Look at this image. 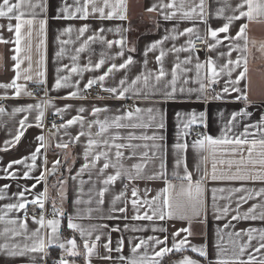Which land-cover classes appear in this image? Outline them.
Here are the masks:
<instances>
[{
  "label": "crops",
  "instance_id": "0c3cea01",
  "mask_svg": "<svg viewBox=\"0 0 264 264\" xmlns=\"http://www.w3.org/2000/svg\"><path fill=\"white\" fill-rule=\"evenodd\" d=\"M31 3L38 4L41 7H37L35 12V22L32 26V34L29 38L28 26L24 25L22 28V34L24 35V40L22 41V47L27 49L28 44H31V51H25L21 53V65H20V79L17 83L24 86L25 91L31 92V87L39 85L43 89L42 96H28L23 91L20 96H15L14 89H4L0 88V101L4 100L3 104H0L5 109L4 113H0V149L5 148L4 141L10 140L19 128V121L25 116L27 119V126L24 129V135L22 136L19 143L7 151L0 150V189L7 184L9 187L3 190V198H0V213L4 211L3 205L8 203L17 202V193L23 190L25 187L31 188V185L35 183V179L31 177H37L45 169L52 168V162L54 160H59L60 164L57 167L55 173H46L45 181L37 184L35 189L30 192H26L25 196L31 200L38 193L44 192L47 188V197L45 203L48 206L51 216L53 218L52 209L53 202L57 208L63 209V215L66 219L72 215L75 217L77 208H79L81 216L83 219H76L74 222L80 223L84 226L91 224H108L110 227L119 226L121 232L112 233L113 247H115V241L123 235L125 237V247L123 250V255L129 256L130 250L127 244V239L129 237H147L149 235H156L163 238L165 235L168 236V246L172 244V233L179 229H188V232H181L177 239H182L187 237L190 245L203 246L206 245L207 258L200 257L197 253H193L190 249H186L178 255L172 256L164 260L165 255L161 259V264H174L175 261L180 260L184 255H187L195 260L200 261V264H216L217 262V252L219 245L220 249H226L224 258L231 254L233 244L231 241L238 239L239 242H244L247 240L246 235H242L239 238L235 236L230 237L228 233L237 232L242 229H247L249 227L264 228V221H245V220H235L233 221L231 217L236 215V203L237 199L241 195L246 193L240 192H230L231 189L243 187L245 189H255L259 190L264 188V181H229V180H218L211 181L208 179L204 180L205 193H204V205L200 206L197 211H188L186 213L185 219H165L164 221H155L156 225L167 229L166 232H155L153 233L151 229L152 222L149 221H133L130 217L134 214L131 200V189L132 187H137L140 191L138 193L140 199L145 198L144 190L150 189L147 192V198L151 199L156 193L164 187V182L162 180H138L133 183H129L126 179H118L114 184L109 186L108 192L105 194V203L100 206L96 203L98 196L96 192L103 185L100 183L107 175L114 174L115 169L109 168L105 171L103 175L98 174L99 166H102L103 160L98 162V167L91 170V179H89V173L85 172L83 175L78 176L76 179L72 177L77 176L81 165L85 163L83 153L87 144L88 136L80 137L77 142H69L71 139L75 138L76 135L84 131L87 133V123L89 121L100 119L103 120L105 117H113L115 115H121L124 111L132 109L134 107H139L143 111L139 114V119H134L131 123H143L149 125L148 127H137V128H122L119 130L111 129L108 134L110 137L113 133L119 132L121 137L125 139L118 140V143H132L134 145H140L136 149H122L125 155L124 164L126 167H130L131 164L142 162L141 153L148 152V162L145 168V174L150 175L153 172L160 171L159 165L163 160L166 164V170L169 179H172L173 171H178L180 175L184 174V168L181 166L179 169L175 168V153L173 151L172 145L177 142L178 125L180 129L183 127V123L187 122L191 114H196L199 118L200 113H204L203 123H197L190 126L187 130L188 135L182 136L180 138L181 142L188 145L186 151L184 152L185 162L187 165V170L192 174V180L195 182L200 179L201 176L207 172L211 174L212 165L215 162L217 168V174H232L236 171V165H228V160L239 159V155L233 156L230 152H224L219 148L216 151L208 148L207 146L203 150H198L193 147V141L198 139L195 136L196 132L207 133L214 138L221 135V129L224 127L226 121L230 118L232 112H238L241 108H246L248 112L252 115L250 117H244L240 120V125L235 128L234 131L239 132L243 130V124L254 123L259 121L261 115H264V17H257L252 21H247L242 18L240 21H234L230 28V34L235 35V32L239 29L241 23H247V36H248V73L247 78L242 80L239 84L241 90L245 89V85H249L248 88V101L236 100L235 97L237 93L229 92L228 94H222L221 99H214L213 97L216 93L221 92L222 88L225 86V81L229 79H234L238 74V71L233 72L232 76L229 77L227 73L220 76L219 80L213 86H217L216 92H211L207 89L204 93L199 92H188L187 89H197L199 84L196 82V69L195 64L197 62L205 63L208 57H212L217 66L224 64L229 58L227 55L221 56L220 53L228 52V41H224L222 45L217 46L216 49L209 51L207 49L203 51L193 50L192 53L189 52H173L171 49L175 46L180 48L186 46V41L190 38L188 35L179 36L178 32H182L184 28L195 27L198 30V34L204 37L208 42H213L210 37H207V27L211 26L213 28L220 27L226 20L223 17H217L216 11L220 7H224V0H205V12H206V23L201 22L198 19L194 21H182L177 17L171 21L163 20L160 15V9L154 12H147L146 9L152 5L159 3H167L168 0H125L126 4V19L120 20L118 18L114 19H104L98 18L99 14H90L87 19L81 18H65V14L62 9L65 6L69 7V11L73 12L76 8V0H30ZM98 4L102 3V0H97ZM114 2V0H113ZM200 0H185V10L189 7L199 4ZM240 0H228L230 7L226 8L225 16L232 15L231 8H235ZM82 5L83 0H80ZM179 3V0H177ZM25 12L24 19L32 18V12L26 7L22 8ZM199 11V9L197 10ZM89 12L91 13V7H89ZM107 12V9H106ZM79 16V14H77ZM46 20L44 31H40V20ZM11 23L13 26L16 20L13 18L9 21L6 18H0V25H4L0 28V36L8 41H14L15 33L10 32L7 29V25ZM88 25V30L83 37L78 39L79 33L78 29L83 25ZM119 27L121 32L117 33L115 29ZM66 28H71V32H65ZM103 28L105 31L99 33V30ZM112 29V31H108ZM94 33H99L104 36L106 40H116L124 38L126 41L124 49V57H119L116 55L120 51L119 46L114 45L111 49L107 47L106 44H102L99 41L91 42L85 51L78 54V59L76 61L72 60V56L77 55L75 49L78 48L88 36ZM171 37L176 35V39L164 40L165 36ZM221 38L223 34H220ZM193 41L195 39V34L192 36ZM156 40H163V43L158 46L155 50L149 51L145 55V49ZM62 41H69L67 44H63ZM243 41H241V44ZM14 43H0V84L10 83L12 79L16 76V70L13 65L16 63L12 60V56L16 55L14 52ZM64 49L62 55L57 56V53ZM135 49V51H129V49ZM165 52L162 64L168 73L167 80L171 79V69L172 67L185 60V58L191 55V63L184 65L181 64L182 68L189 69L188 72H178L177 81V92L174 98L165 99L162 94L149 95L148 98L144 96H134L131 93L123 99H94L87 98L84 96V84L91 78L102 75L104 71H107L108 66L111 63H116L119 65L127 58L128 55L133 57V64L127 69H122L110 74L104 81V87H115L118 85L120 79L127 78L130 81L135 78V76L149 71L155 72L158 70L160 65L156 62L155 57L160 54V51ZM240 53L233 51L231 54V59L235 60ZM30 55L31 61L25 57ZM101 59L105 60L104 65L100 69L85 70L83 73H69L64 69L65 65L69 68L75 63L78 67L84 68L86 65L94 66L95 63L99 62ZM147 61V63H145ZM31 64V71L25 72V69L29 68ZM57 69H61L57 72ZM43 72V76H39L38 73ZM201 73H206V68L201 69ZM31 75L32 80L25 81L23 79L24 75ZM50 78L46 79V76ZM70 76L69 86L55 88L54 84L58 77ZM187 80V83L184 81ZM43 81V83H40ZM76 81H79V85H76ZM167 82V81H165ZM97 86L101 87L99 84ZM138 87H143L142 83L138 84ZM161 85V89H162ZM180 87L185 88V92L181 93L179 91ZM79 89L80 96L74 98L68 97V93L72 91H77ZM148 91L147 89H143ZM170 90V89H169ZM6 97V98H5ZM84 97V98H80ZM198 97H200L198 99ZM44 100H50L52 102L51 106H44L43 112L44 116L42 118V127L36 126L35 117L38 111L33 108L30 112H22L12 114V111L16 107L26 106L28 104L35 105L38 102H43ZM132 102L133 106L126 108L124 106L125 102ZM65 105H70L61 114H56V109H63ZM84 108L83 113H79L78 109ZM93 107L107 108V112H101L98 115H92L91 109ZM153 109L152 113H149L147 109ZM159 110V114L157 112ZM177 113L181 114V118L178 120ZM59 115L63 123L68 119H71L76 115H83L85 118L84 127L81 128L79 123L70 126L67 129H53L52 126H45L44 119L52 115ZM160 114L164 117V127L157 128L156 124L160 122ZM150 116H154L155 119H150ZM125 123H129L125 121ZM98 131V127H93L92 132ZM129 134L133 136H152L157 135L163 137L162 140H141L134 139L128 141L126 138ZM43 135L45 137V148L41 149V152L37 158V167L32 169L30 173V178L24 179L23 172L27 170L24 165H14L10 171L16 173V178H7L4 168L7 167L10 161L15 159H21L25 156H30L31 152L35 150L39 141L36 137ZM57 142L68 143L67 149H60L56 147ZM147 144L149 147L144 148L143 145ZM153 144L160 145L159 149L152 148ZM99 151L100 149H95ZM132 151H135L136 156L133 159H127ZM156 152V156H152V152ZM115 149H112V156L114 158ZM245 155L247 153L245 152ZM223 160L225 163L221 164L220 161ZM45 161H47L45 163ZM28 164L31 160L27 161ZM83 180L85 183L80 184ZM64 181L62 185L60 182ZM172 182L179 184L180 181L172 179ZM127 184L126 195L129 200L127 205L128 211L127 216L129 219H119V220H107L99 219L102 215L108 214V209L111 206L112 197L118 194L120 191L125 190L124 185ZM224 189L223 192L218 191L216 193V207L223 209L226 205L229 206L230 211L227 215L222 212L215 211L213 207V199L211 189ZM89 189H92L91 199L92 203H81L80 205H75L74 201L79 198L81 201H87L89 199ZM61 193H63L64 199H61ZM254 195V193H253ZM253 203H264V197H255L249 200L247 203L242 204L240 208L241 214L246 211ZM38 205L29 204L27 209ZM119 206H124L122 203ZM91 207L92 209L100 208V211H93L91 214L92 218H87V209ZM144 209H141V213ZM259 211V210H258ZM23 211L20 212H10L8 213V218H22ZM117 215H120L117 213ZM216 215H221V219L217 220ZM60 234L62 240L75 236L77 243L81 247L82 252V242L78 233H74L72 230L68 229L67 233L62 232V217ZM128 224L131 228L132 226L142 227L149 226V230L145 232H132L123 231L124 225ZM229 224L230 227L225 228L224 226ZM4 227L3 223H0V230ZM38 225H36L31 217L27 218V232L30 234L34 231ZM218 229L220 230L218 232ZM23 231V230H21ZM49 229H43L42 234H46ZM190 233V235H189ZM5 237H0V243H5ZM9 243H24V238L15 237L12 238ZM30 243V242H29ZM103 240L101 241V245ZM257 243L256 240L253 241V246ZM158 250V249H157ZM251 249H249L250 251ZM99 254L105 255L104 249L102 247L98 248ZM175 252V251H174ZM46 255L44 253H26L24 256H8L3 252H0V264H48L46 260H58L61 255V249L58 246H50L46 249ZM118 254L116 252L112 253L113 257ZM43 257V259H42ZM67 259L71 261L75 259L76 264H84L83 255L76 258L67 256ZM243 259H247L245 255ZM91 264H118L117 261L112 260H102L98 256H93L91 258Z\"/></svg>",
  "mask_w": 264,
  "mask_h": 264
},
{
  "label": "snow or ice",
  "instance_id": "6c2138e0",
  "mask_svg": "<svg viewBox=\"0 0 264 264\" xmlns=\"http://www.w3.org/2000/svg\"><path fill=\"white\" fill-rule=\"evenodd\" d=\"M225 6L220 7L216 11L217 17H223L226 22L222 26L213 28L211 26L207 27V37H210L213 42H208L204 37L198 34V30L195 27L184 28L182 32H178L177 35L184 36L188 35L190 38L186 41V46L176 48L175 46L171 49L173 52H189L192 53L195 49V44L193 42L192 36L195 34V39L201 40L207 45L209 51L214 50L217 46L223 44L224 41H228V52L220 53L221 56L227 55L229 58L227 61L220 65L219 67L216 64V61L212 57H208L205 63L197 62L195 64L196 69V82L199 84L197 89H187L188 92H199L204 93L207 89L213 87L217 83L220 76L224 73H227L229 77L232 76L233 72L238 71V74L234 79H229L225 81V86L222 88L221 92L216 93L213 97L214 99H221L222 94H228L230 91L237 93L235 99L248 101V88L249 85H245V89L241 90L239 84L242 80L247 78L248 73V59L247 53L248 49V36H247V23H241L239 29L235 32V35L230 34V28L233 25L234 21H240L242 18H245L247 21H252L257 17H264V0H240L236 4L235 8H231L232 15L225 16L226 8L230 7L228 0H224ZM27 8L32 12V18L24 19L25 12L22 8ZM37 7H41L38 4L31 3L30 0H0V18H6L11 21L13 18L16 20L15 25L11 23L7 25L8 31H14L15 37L14 41H8L3 39L0 36V43H14L15 48L14 52L16 55L12 56V60L16 63L13 65L16 70V76L12 79L10 83L0 84V88L4 89H14V95L20 96L22 91L28 95L32 96V92L25 91L23 85L17 83L20 79V65H21V53L31 51V44L29 43L27 49L22 47V41L24 40V35L22 34V28L24 25L28 26V37H31L32 26L35 22V12L34 10ZM89 7H91V13L89 12ZM159 7L160 15L163 20L171 21L179 17L180 20L184 21H194L198 19L201 22L206 21V12H205V0H200L199 4L189 7L185 10V0H168L167 3H159V5H152L147 8V12H154ZM107 9V12H106ZM199 9V11H197ZM62 11L65 14V18H81L87 19L90 14L98 13V18L101 20L104 19H114L118 18L120 20L126 19L125 11L126 4L125 0H102V3L98 4L97 0H83L81 5L80 0H76L75 11L70 12L69 7L65 6ZM79 14V16H77ZM46 20H40V31H44ZM4 25H0V28H3ZM88 30V25L85 24L78 29V39L83 37ZM65 32H71V28H66ZM105 30L101 28L99 33H103ZM112 31V29H108ZM117 33L121 32V29L117 27L115 29ZM99 33H94L87 37L83 43L75 49L77 55L72 56V60L76 61L78 59V54L85 51L91 42L99 41L102 44H106L109 49L114 45L119 46L120 51L116 53L119 57H124V49L126 41L122 37L116 40H106L103 35ZM223 34L222 38L221 35ZM176 39V35L171 37L165 36L163 39ZM241 41L243 43L241 44ZM63 44L69 43V41H62ZM163 43V40H156L150 44L145 49V55L149 51L155 50L158 46ZM264 48V45H262ZM129 51H135V49H129ZM233 51L240 53L235 60L231 59V54ZM64 49L61 48V51L57 53V56L62 55ZM165 56L163 50L160 51V54L155 57L156 62L160 65L157 71L154 73L149 71L147 74L141 73L135 76L129 83L127 78L120 79L118 85L115 87H104V81L106 78L119 70L127 69L130 65L133 64V57L128 55L122 63L117 65L116 63H111L107 71H104L102 75L91 78L84 84V89L87 90L93 87L96 84L101 86L103 91H107L113 99H123L126 98L129 93L134 96H144L148 98L149 95L162 94L165 99H172L177 92V81H178V72H188L189 69L182 68L181 64L187 65L191 63V55L185 60L176 63L171 69V79L167 80L168 73L163 67L162 60ZM31 61V56L28 55L25 57ZM105 60L101 59L99 62L95 63L94 66L86 65L84 68L78 67L75 63L69 68L68 65L64 66V69L71 73H83L85 70L100 69L104 65ZM147 63V61H145ZM206 68V73L202 74L201 69ZM31 71V64L29 68L25 69V72ZM61 69H57V72H60ZM39 76H43L44 73H38ZM23 79L25 81L32 80L31 75H24ZM70 76H62L56 79L54 84L55 88L67 87L69 86ZM167 81V82H165ZM188 81L185 80L184 83ZM43 83V81H40ZM142 83V88L138 87V84ZM76 85H79V81H76ZM161 85L163 86L161 89ZM147 89L148 91H144ZM170 89V90H169ZM179 91L181 93L185 92V88L180 87ZM80 91H72L68 93V97L65 98H74L79 97ZM6 98V97H5ZM84 98V97H80ZM200 97H198L199 99ZM52 102L50 100H44L43 102H38L35 105L28 104L26 106L16 107L13 109L12 114L22 112H30L33 108L38 111V114L35 117L36 126L42 127V118L44 116L43 107L51 106ZM70 105H65L63 109L57 108L56 114H61ZM108 109L93 107L91 109L92 115L96 116L101 112H107ZM143 110L139 107H134L127 111H124L121 115H115L111 118L105 117V119H95L87 123L88 131L79 132L75 138L71 139L69 142H77L80 137L87 135V144L84 149L83 157L85 163H83L77 172V176L72 177L76 179L78 176L83 175L85 172L89 173V179H91V170L98 167V162L103 160L102 166H99L98 174L103 175L105 171L109 168L115 169L114 174L107 175L100 183L103 185L98 189L96 195L98 200L96 203L102 206L105 203V194L109 190V186L114 184L118 179H126L129 183H133L138 180H162L164 182V187L160 189L155 196L151 199L147 198V192L150 189H145V198L140 199L138 193L139 189L137 187H132L131 189V206L133 210V215L130 217L133 221H149L151 224V231L155 232H166L167 229L159 227L156 225L155 221H164L167 219L177 218L185 219L186 213L190 210L197 211L200 206L204 205L205 201L203 199L205 193L204 180L208 179L211 181L218 180H229V181H264V115H261L259 121L254 123H245L243 124V130L236 132L235 128H238L240 125V120L244 117H250L252 114L246 110V108H241L238 112H232L230 118L226 121L224 127L221 129V135L214 138L211 135L205 133H198V139L193 141V147L198 150H203L207 146L208 148L216 151L218 148L224 152H230L233 156L239 155V159L228 160L227 163L229 166L235 164L236 171L232 174H217L216 163L212 165L211 174L207 172L200 179L193 182L192 174L187 170V165L185 162L184 152L186 151L188 145L184 142H181L180 138L182 136H187L188 129L191 125L203 123L204 113L199 114V118L196 114H191L187 122L183 123L182 129L178 125L177 133V142L172 145L173 151L175 153V168L179 169L181 166L184 168V174L180 175L178 171H173L172 179L180 181L179 184L172 182V179H169L166 164L162 160L159 168L160 171L153 172L150 175L145 174L146 164L148 162V152L141 153L142 162L133 163L130 167H126L124 164L125 155L122 149H136L140 145H134L132 143H118L116 141L125 139L119 135V132L113 133L110 137L106 134L109 133L111 129H122V128H137V127H148L149 125L143 123H131L134 119H139V114ZM149 113L153 112V109H147ZM5 109L0 106V113H4ZM79 113L84 112V108L81 107L78 109ZM159 114V110H157ZM178 120L181 118V114L177 113ZM28 117L25 116L19 121V128L16 130L15 135L10 140H5V148L0 149L2 151H7L8 148L16 146L24 135V129L27 126ZM150 119H155L154 116H150ZM128 121L129 123H125ZM164 117L163 114H160V122L156 124L157 128L164 127ZM79 123L81 128L84 127L85 118L83 115L73 116L71 119H68L66 122L57 126L55 123L52 124L53 129H67L70 126ZM93 127H98V131L95 133L92 132ZM128 141L134 139L141 140H162L163 137L152 135V136H140L136 137L132 134H129L126 138ZM36 140L39 141L37 147L30 156H25L21 159H15L9 162L7 167L4 168L7 178H16V173L10 171L14 165H24L27 170L23 172V178H30V173L32 169L37 167V158L41 152V149L45 148V137L39 135L36 137ZM69 146L68 143L57 142L56 147L60 149H67ZM144 148H148L147 144L143 145ZM161 146L153 144L152 148L159 149ZM99 148V151L95 149ZM112 149H115L114 158L112 156ZM245 152L247 155H245ZM136 153L132 151L127 159L135 158ZM152 156H156V152H152ZM31 160V163L28 164L27 161ZM47 161H45L46 163ZM221 164L225 163L223 160L220 161ZM60 161L54 160L52 162L51 169H45L37 177H31L35 179V183L31 185V188L25 187L23 190L19 191L17 195L16 203H8L3 205L4 211L0 213V223L4 224L2 230H0V237H5L6 242L0 243V252L12 257L24 256L26 253H46V249L50 246H58L61 249V255L58 260L54 261V264H76L75 259L69 261L67 256L76 258L80 255H83L84 264H91V258L95 255L102 260H115L118 264H161V259L167 254L175 252H183L190 247L193 253H197L200 257L207 258L206 245L196 246L190 245L187 237L182 239H177L180 236L181 232H188V229H179L176 232L172 233V244L168 246V236L165 235L163 238H160L156 235H149L147 237H129L127 239V244L130 250V255H123V250L125 247V237L121 235L115 241V247H113L112 233L121 232V228L117 225L115 227H110L108 224H91L84 226L80 223L74 222L76 219H83L81 216L79 208L75 217L69 215L67 217V227L72 230L74 233H78L80 241L82 242V252L81 247L77 243L75 236L66 241L62 240L60 234L61 219L59 217L63 216V209L57 208L55 202H53L52 214L53 218H47L44 215V201L47 197V188L44 192L38 193L33 199L29 200L26 196V192H30L32 189H35L37 184H40L46 179V173L52 174L57 170ZM62 185L64 181L60 182ZM85 181L81 180L80 184L83 185ZM9 186L5 184L3 189H0V198H3V190L7 189ZM128 185H124V189L118 194L114 195L111 200V206L108 209V214L102 215L99 219L107 220H119V219H129L126 215L128 211L129 200L126 195V189ZM220 191L223 192L224 189L212 188V199L213 207L215 211L222 212L224 215H227L230 211L229 206H225L223 209L216 207V193ZM230 192L240 193L244 192L245 195H241L237 199L236 203V215H233L231 219L235 220H245V221H264V203H253L242 214L240 208L242 204L247 203L249 200L254 199L255 197H264V188L259 190L255 189H245L243 187L231 189ZM89 199L87 201H81L77 198L74 201L75 205H80L82 202L91 204V193L92 189H89ZM254 193V195H253ZM61 199H64L63 193H61ZM124 206H119L120 204ZM29 204L38 205L40 208V215L32 216V221L38 225V227L32 231L30 234L27 232V206ZM144 211L141 213V209ZM259 210V211H258ZM20 212L25 213V219L21 220L19 218H8V213L10 212ZM93 211H100V208L92 209L89 207L87 209V218H92L91 214ZM119 213L120 215H117ZM217 220L221 219V215H216ZM225 228L230 227L229 224L224 226ZM43 229H49L46 234H42ZM23 230V231H21ZM132 231V232H145L149 230V226L145 225L142 227L132 226L129 227L128 224L124 225L123 231ZM220 230L218 229V232ZM190 235V233H189ZM230 237L235 236L236 238L241 237L242 235L247 236V240L244 242H239L238 239L231 241L233 244L231 254L224 258L226 249H220L219 245L217 252V262L216 264H264V228H255L249 227L247 229H242L237 232L228 233ZM23 237L24 243L21 245L19 243H9L12 238ZM103 243L101 245V241ZM256 240L257 243L253 246V241ZM30 242V243H29ZM102 247L104 249L105 255H100L98 248ZM158 249V250H157ZM249 249H251L249 251ZM116 252L118 255L116 257L112 256V253ZM247 256V259H243L244 256ZM43 259V257H42ZM174 264H200V261L195 260L187 255H184L180 260L174 262Z\"/></svg>",
  "mask_w": 264,
  "mask_h": 264
},
{
  "label": "built area",
  "instance_id": "2783aa9c",
  "mask_svg": "<svg viewBox=\"0 0 264 264\" xmlns=\"http://www.w3.org/2000/svg\"><path fill=\"white\" fill-rule=\"evenodd\" d=\"M194 44H195V49L194 50H198V51H203L206 49V44L203 43L201 40L199 39H196L193 41ZM50 78V76H46V79ZM211 92H216L217 91V86H213L211 89H210ZM31 92L33 93V96H42L44 95L43 94V89L41 86L39 85H35V86H32L31 87ZM84 96L87 97V98H94V99H111V95L107 92V91H103L101 89V87L97 86V85H94L93 87L85 90L84 92ZM4 103V100H1L0 101V104H3ZM124 106L126 108H130L133 106L132 102L130 101H127L125 102ZM55 123L57 126H59L60 124L63 123V120L62 118L59 116V115H52L50 117H46L44 119V124L45 126H52V124ZM198 133L202 134V132H196L195 133V136L198 137ZM40 215V208L37 207V206H32L30 208L27 209V218L29 217H32V216H37L39 217ZM44 215L47 218H49L51 216V212L49 211L48 209V206L47 204L44 202ZM22 218L25 219V213L23 212ZM54 261L55 260H46V262L48 264H54Z\"/></svg>",
  "mask_w": 264,
  "mask_h": 264
},
{
  "label": "trees",
  "instance_id": "16d2710c",
  "mask_svg": "<svg viewBox=\"0 0 264 264\" xmlns=\"http://www.w3.org/2000/svg\"><path fill=\"white\" fill-rule=\"evenodd\" d=\"M62 232H63L64 234L68 232V231H67V226H66V219H65L64 215L62 216ZM180 253H181V252H173V253L169 254V256L164 257V260H166V259L169 258V257H172V256H175V255H178V254H180Z\"/></svg>",
  "mask_w": 264,
  "mask_h": 264
}]
</instances>
